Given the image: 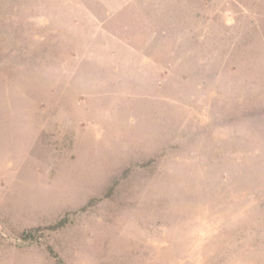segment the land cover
I'll use <instances>...</instances> for the list:
<instances>
[{"label":"rangeland","instance_id":"rangeland-1","mask_svg":"<svg viewBox=\"0 0 264 264\" xmlns=\"http://www.w3.org/2000/svg\"><path fill=\"white\" fill-rule=\"evenodd\" d=\"M0 264H264V0H0Z\"/></svg>","mask_w":264,"mask_h":264},{"label":"trees","instance_id":"trees-1","mask_svg":"<svg viewBox=\"0 0 264 264\" xmlns=\"http://www.w3.org/2000/svg\"><path fill=\"white\" fill-rule=\"evenodd\" d=\"M65 224H66V221L64 219H62L58 223H56V224L48 227L47 230H49V231H56V230L62 228ZM40 230H41L40 228L31 229L28 232H25V233L22 234V239L28 240L30 237H32V234L34 232H38Z\"/></svg>","mask_w":264,"mask_h":264}]
</instances>
